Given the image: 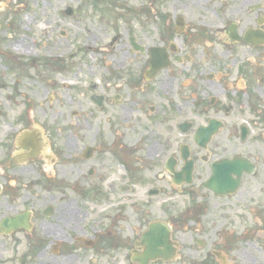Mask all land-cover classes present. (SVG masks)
<instances>
[{
	"label": "flooded vegetation",
	"instance_id": "af4514ba",
	"mask_svg": "<svg viewBox=\"0 0 264 264\" xmlns=\"http://www.w3.org/2000/svg\"><path fill=\"white\" fill-rule=\"evenodd\" d=\"M203 4L87 88L3 52L0 264H264V0Z\"/></svg>",
	"mask_w": 264,
	"mask_h": 264
},
{
	"label": "rangeland",
	"instance_id": "374dc122",
	"mask_svg": "<svg viewBox=\"0 0 264 264\" xmlns=\"http://www.w3.org/2000/svg\"><path fill=\"white\" fill-rule=\"evenodd\" d=\"M181 1L0 0V57H7L3 52L11 51L19 64L29 66V73L41 76L40 83L39 79L30 81L25 78V83L31 88L39 86L44 90L40 84H46V88L52 90L46 78L58 83L62 75H68V69H72L79 87L87 88L89 79L97 75L89 69L90 63L97 67L103 58L121 55L130 46L131 37L149 44L151 35L158 31L163 21H167L168 13L180 12L188 22L197 25L216 18L222 22L227 19L207 13L203 4L205 0H190L189 7L179 5ZM247 1L235 0L237 8H231L236 12L230 15L232 20L243 21L245 16L241 8ZM70 8L74 10L72 14H69ZM115 36H119L118 44L111 47L109 43ZM28 58L37 60L33 63ZM58 61H62L61 64ZM1 62L3 60H0V71H3ZM63 65L66 67L58 72ZM79 101L86 102V99L78 96L77 104ZM159 200L154 198V201ZM176 200L178 205L180 199ZM208 218L225 220L221 213H210Z\"/></svg>",
	"mask_w": 264,
	"mask_h": 264
},
{
	"label": "water",
	"instance_id": "95a60500",
	"mask_svg": "<svg viewBox=\"0 0 264 264\" xmlns=\"http://www.w3.org/2000/svg\"><path fill=\"white\" fill-rule=\"evenodd\" d=\"M12 220H15V219H12Z\"/></svg>",
	"mask_w": 264,
	"mask_h": 264
},
{
	"label": "bare ground",
	"instance_id": "6f19581e",
	"mask_svg": "<svg viewBox=\"0 0 264 264\" xmlns=\"http://www.w3.org/2000/svg\"><path fill=\"white\" fill-rule=\"evenodd\" d=\"M19 45V44H18Z\"/></svg>",
	"mask_w": 264,
	"mask_h": 264
}]
</instances>
